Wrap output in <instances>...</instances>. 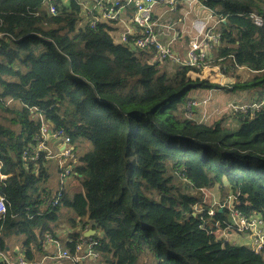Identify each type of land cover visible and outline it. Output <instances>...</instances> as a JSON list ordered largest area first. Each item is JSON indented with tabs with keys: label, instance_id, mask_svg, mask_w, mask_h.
<instances>
[{
	"label": "trees",
	"instance_id": "1",
	"mask_svg": "<svg viewBox=\"0 0 264 264\" xmlns=\"http://www.w3.org/2000/svg\"><path fill=\"white\" fill-rule=\"evenodd\" d=\"M199 1L223 20L210 65L233 78L239 68L254 74L223 89L226 102L263 103L264 0ZM53 5L51 13L43 0H0V251L21 236L22 255L40 259L47 239L68 228L63 248L74 255L90 222L105 264H264V251L216 235L226 210L195 208L197 194L216 186L264 223V106L204 111L205 90L220 87L200 80L201 69L115 44L111 24L80 25L78 0ZM191 101L199 105L188 117ZM40 120L73 148L91 144L72 175L82 190L64 186L56 206L44 154L30 160Z\"/></svg>",
	"mask_w": 264,
	"mask_h": 264
},
{
	"label": "built area",
	"instance_id": "2",
	"mask_svg": "<svg viewBox=\"0 0 264 264\" xmlns=\"http://www.w3.org/2000/svg\"><path fill=\"white\" fill-rule=\"evenodd\" d=\"M54 0H43L47 5L49 11L54 13ZM68 0H63L67 2ZM80 7L90 16L88 25L90 28H94L101 23L113 24L118 21L122 11L129 8L132 10V24L133 29L124 30L118 34L119 44H129L130 47H134L141 50L152 49L154 55L153 60L155 62H171L180 66H189L197 69H206L211 67L210 58L208 52L213 50L220 42L219 24L221 20H216L212 25L206 23L201 24L196 28L193 38H191L186 56L182 57L177 55L170 47L169 44L163 43L158 39L156 32L157 27H162L164 30L170 28L169 25H159L154 20V12L156 8H162L165 13L175 14L178 6V0H89L90 6H87L84 0H78ZM196 6V7H195ZM209 10L214 17L212 10L207 8L199 0H191L189 3V10L183 17L189 16L194 12ZM255 22H259V18L254 17ZM203 100L202 105H205ZM198 101H191L187 104L188 115H191V109L198 107ZM264 106L263 103H254L246 106L244 109H238L236 111L247 112L249 109L254 112L258 111ZM235 111V112H236ZM41 121L40 133L38 136V143L34 148V153L30 160H35L40 154H44L45 159L57 158V170H58V188L52 197V206L58 205V201L61 197V192L64 189L66 180L74 174V169L77 165V158L74 154L73 148L70 145L69 137L62 131H52L47 128L44 121ZM51 144L55 145L58 149L62 146L61 150L51 148ZM30 151L26 149L23 156ZM205 190H201L203 192ZM237 198L233 195H229L221 205H218V210H226L231 217V220L224 221V230L234 231L237 234H247L252 238L253 252L258 253L264 251V223L255 214L247 217L241 211L233 207V202ZM215 210L210 208L207 211V216L213 217ZM7 211V204L0 194V215L5 214ZM84 232H81L77 244L75 245V254L71 255L67 250L57 247L55 253L52 256L44 254L40 259H34L28 261L22 254L17 255L14 258L8 255L6 252L0 251V263L2 264H45L48 259H58L61 264H80L87 260L93 264H105L100 261L99 254L95 252L97 242L91 237L85 236ZM50 243V239H47ZM58 263V264H59Z\"/></svg>",
	"mask_w": 264,
	"mask_h": 264
},
{
	"label": "crops",
	"instance_id": "3",
	"mask_svg": "<svg viewBox=\"0 0 264 264\" xmlns=\"http://www.w3.org/2000/svg\"><path fill=\"white\" fill-rule=\"evenodd\" d=\"M191 0H178V6L177 9L175 11V14L171 15L168 13H165V10L162 8H156L155 12H154V20H156V23L159 25H169L170 28L168 30H164L162 27H157L156 28V32L158 34V39L160 41H162L163 43L169 44V47L179 56H186V51L188 49L189 43H190V37L193 38L196 28H198L201 24L206 23L207 25H212V23L214 22V18L211 16L210 19V15L211 12L207 9L202 10V11H197L194 12V10H192V12L189 14V16H185L184 19L182 16L185 15V13L189 10V3ZM84 2H86L87 6H90V2L89 0H84ZM196 7V6H195ZM84 11L81 7V12ZM85 16L87 17V21L86 23H88V21L90 20V16L86 14V12L84 11ZM120 18L118 21L114 22L111 27H112V31L110 33L112 39H114L112 33L114 31H116V38L118 40V34L120 32H123L124 30H132L133 29V24L131 22L132 20V10L127 8L124 11H122L121 15H119ZM223 21V20H222ZM189 38V39H187ZM114 41V40H113ZM115 44H119V43H115ZM215 49L211 50L210 52H208L209 58L211 60V58L214 56L215 53ZM206 70H211L213 72H209ZM199 77L202 79H205V81H208V83L210 84H216L218 85L220 88L217 89H209V90H205L207 91V93H209L207 96H210V100L209 102H211L209 104V108H221L224 106L225 101H227V95L229 93H225L223 89L225 88H229L230 89V84L226 81H228L227 78L223 77V71L221 72V74L219 72H217V66H211L209 68L206 69H201L200 70V74ZM207 77H210L207 79ZM223 78L225 79L224 85H223ZM228 90V89H227ZM257 91V90H256ZM224 92V93H223ZM237 93V92H235ZM253 93H255V89L250 90L249 96L253 95ZM226 95V98H225ZM253 100V99H252ZM249 101H251V98H249ZM80 146H84V144L80 145ZM78 146V147H80ZM51 148L52 149H56L57 147L53 144H51ZM62 146L58 149L57 151L61 150ZM73 148V147H72ZM74 154L76 156V158L79 157V155L77 154V149L73 148ZM57 158H51V159H46V167L48 170V174L50 175V172L52 171L54 176L56 177V182L58 184V170H57ZM77 166V165H76ZM5 178V176L0 174V180H3ZM79 184L78 181L74 180L73 177L71 176L70 178L67 179V186H65V190L69 191L70 193H75V192H80V191H72L70 186H72L74 183ZM56 184V187H57ZM70 185V186H68ZM56 189V188H55ZM54 190V189H53ZM55 193V190L54 192ZM219 211V210H218ZM89 221L87 220V223ZM91 223L89 222V225L87 226V228H85L88 231L93 230L95 235H99L100 233L96 230H94L91 227ZM84 229V230H85ZM84 230L82 232H84ZM71 233V231L68 228H63L60 231H57L55 234V238L56 239H50V243L46 242V249L45 254L52 256L55 251L57 250V247H60L61 249H64V244L65 242L68 241L67 235ZM83 235H85V233H83ZM11 238V237H10ZM8 240L9 243V249L11 251V247L10 246H15V248H19L18 246V238L14 237ZM59 238V239H57ZM22 241V240H21ZM235 241H239L240 243L237 245H248L249 247L252 244V238L247 235V234H237L234 237V244ZM22 242H20V250H15L14 252L11 251L13 254H15V256L17 255H21L22 254V247H21ZM32 247V246H29ZM8 249V248H7ZM10 252V253H11ZM10 253H8V255L12 256ZM14 258V257H12ZM60 260L58 259H48L45 261V264H58ZM91 262L85 260L82 262V264H90ZM61 264V263H59Z\"/></svg>",
	"mask_w": 264,
	"mask_h": 264
},
{
	"label": "rangeland",
	"instance_id": "4",
	"mask_svg": "<svg viewBox=\"0 0 264 264\" xmlns=\"http://www.w3.org/2000/svg\"><path fill=\"white\" fill-rule=\"evenodd\" d=\"M86 21H87V17L85 16L84 11H82V14H81V22L79 24L82 25ZM112 35L114 37V39H113L114 40V43H119L118 40H117V38H116V31H114L112 33ZM169 63H171V62H169ZM172 64H174V63H172ZM206 71H209V70H206ZM213 71L210 70L209 72H213ZM217 72H219L221 74L222 71L217 68ZM234 75L237 76V78H233V77H231V75H224L223 74V77H225V78L228 79V81H226V83L228 82L230 85H232V84L233 85H236V84L238 85V84H240L242 82L249 81L254 76V74L251 71H249L248 69H246V68H243V69L242 68H239V69H237L235 71ZM208 78H210V77H207V79ZM202 80H205V79H202ZM224 82H225V79L223 78V85H224ZM213 89H217V88H213ZM238 92L241 93V94H243L242 92H245V90H238ZM250 96H252V95H250ZM250 96H248V98ZM206 98H207V100L205 101V105H203V110L204 111L207 110V111H210L211 112V110H214V108L213 107L212 108H209V104L211 103V102H209L210 96H208ZM225 98H226V95H225ZM249 105H250V101L249 100L248 101L245 100V102H243V103L226 102L225 101V104L223 106V117L225 115H231L233 112H235L239 108L240 109H244V108H246V106H249ZM225 111L227 113H224ZM187 116L188 117H191V115L190 116L187 115ZM203 117L204 118H208L209 115L207 113L203 112ZM214 120H219V116L218 117H215ZM228 121H229V119L228 120H225V122H228ZM76 149H77V154L79 156H81L85 152H87V151H89L91 149V144L89 142L85 141L84 146L77 147ZM66 182H67V180H66ZM175 183L177 185H180V182L179 181H175ZM56 184H57L56 177L54 176L53 172L51 171L50 172V175H49V180L47 182V186L49 188H51V190L54 189L55 192H56V190L58 188V184H57V187H56ZM65 186H67V183H65ZM68 186H70V185H68ZM70 188H71V190L73 192L74 191H81L82 190L80 184H77L76 182L72 186H70ZM54 190H53V192H54ZM197 196L200 199V201H198V203L195 205L196 211H202L203 204H205V203L208 206H210L212 208V210L218 209V205H221L229 197V195L226 196V195H223V193H220L218 187H216V186L213 187V188H211V189H207V190H205V191L197 194ZM201 199H202V202H201ZM62 212H64V210H62ZM63 214L65 215V213H63ZM229 220H231L230 214L228 215L227 221H229ZM84 233H85V235L87 234V230L86 229L84 230ZM215 233H216V235L218 237H222L225 240L230 241L232 243H234L233 242L234 241V237L237 235V233L234 232V231H226L224 229H217V230H215ZM93 235H95V234H93ZM93 235H91V236H93ZM14 237H16V236H11V238H14ZM16 238H18V245H19L18 247L19 248H15V246H10L11 247V251H13V252L15 250H20L21 249L20 248V242H22L21 241L22 240V237L19 236V237H16ZM239 243H240L239 241H235V244L236 245L239 244ZM246 247L250 248L248 245H246Z\"/></svg>",
	"mask_w": 264,
	"mask_h": 264
},
{
	"label": "water",
	"instance_id": "5",
	"mask_svg": "<svg viewBox=\"0 0 264 264\" xmlns=\"http://www.w3.org/2000/svg\"><path fill=\"white\" fill-rule=\"evenodd\" d=\"M219 212H221V210H219ZM94 231L93 230H90L89 232H87V234L85 236H91L93 235Z\"/></svg>",
	"mask_w": 264,
	"mask_h": 264
},
{
	"label": "bare ground",
	"instance_id": "6",
	"mask_svg": "<svg viewBox=\"0 0 264 264\" xmlns=\"http://www.w3.org/2000/svg\"><path fill=\"white\" fill-rule=\"evenodd\" d=\"M218 45H219V44H218ZM218 45H217V46H218ZM217 46H216V47H217ZM216 47L214 48L215 50H216ZM250 247L252 248V246H250Z\"/></svg>",
	"mask_w": 264,
	"mask_h": 264
}]
</instances>
